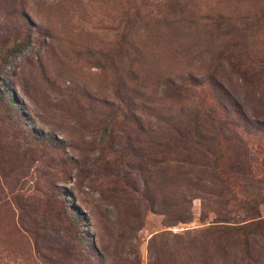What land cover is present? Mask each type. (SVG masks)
Masks as SVG:
<instances>
[{"label":"rangeland","instance_id":"obj_1","mask_svg":"<svg viewBox=\"0 0 264 264\" xmlns=\"http://www.w3.org/2000/svg\"><path fill=\"white\" fill-rule=\"evenodd\" d=\"M0 92V264H264V0H0Z\"/></svg>","mask_w":264,"mask_h":264},{"label":"trees","instance_id":"obj_2","mask_svg":"<svg viewBox=\"0 0 264 264\" xmlns=\"http://www.w3.org/2000/svg\"><path fill=\"white\" fill-rule=\"evenodd\" d=\"M237 61H241L240 56L237 57ZM251 66L246 65V68L253 70ZM262 71L263 69H260L259 73H262ZM3 101H4V97L3 94L0 92V102ZM240 119L244 123L243 127H255V130L261 131L262 128H259L260 124H257L258 125L257 127L254 125V123L252 125L249 121H247L246 118H240ZM209 120H210V125L208 127L201 125V128L208 137L207 140L211 143L212 150H209L208 152L210 153L211 156L215 157L213 162L211 163V165H213L215 168L213 171H220L218 166V161L222 158V156L216 157V155L218 154L217 150L225 149L226 151L232 148V151L236 156V159L233 161V163L235 164L233 163L230 164L227 170L232 172L231 176L233 177V180L238 184H240L241 186L244 185V187L257 185L259 183V179H258L259 176L255 174V170L259 165V158H257V153L251 152L250 149L248 148L247 143L236 133H234L235 131L232 129L233 124L230 121L215 120V118H209ZM240 150H242L244 154L243 158L238 157ZM227 163L229 162L224 160L223 165H227ZM221 170L223 171L224 168ZM226 191L231 193V189H229L228 187H226ZM221 193H223L222 190ZM70 210L71 209H69V211ZM70 213L72 216H71V223L69 222V225H70V229L72 230L79 223V216H77V214L75 213H72L71 211Z\"/></svg>","mask_w":264,"mask_h":264}]
</instances>
